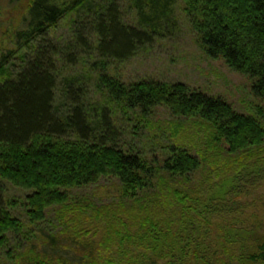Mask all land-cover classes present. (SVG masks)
Listing matches in <instances>:
<instances>
[{"label": "trees", "instance_id": "trees-1", "mask_svg": "<svg viewBox=\"0 0 264 264\" xmlns=\"http://www.w3.org/2000/svg\"><path fill=\"white\" fill-rule=\"evenodd\" d=\"M165 1L133 0L138 24L124 21L126 15L117 0H10V4L26 2L19 20L3 12L0 3V26L6 29L0 38V73L12 71L7 80H0V182L29 191L26 210L31 223L44 220L49 208L67 204L71 189L113 177L121 186L122 199L130 197L131 203H119L122 217L136 213L133 227L121 223L116 254L128 242L129 230L134 236L139 228L147 232L145 241L156 259L160 251L169 252V257L176 252L165 242L166 238L177 240L174 233L178 243L186 238L194 241L198 234L202 236L199 240L208 241L213 227L209 215L193 213L189 206L193 186L188 180L179 187V196L169 188L141 197L155 186V169L140 151L122 147V135L113 121L115 105L141 118L164 107L174 116L196 121L198 130L210 131L208 137L201 136V148L211 142L210 136L220 148L222 142L228 145L227 165L264 157V0H184L183 9L202 49L250 77L252 91L263 104L255 116L239 113L222 96L184 83L143 80L128 85L111 74L112 65L133 58L155 38L151 24L161 20L162 14L167 16ZM67 16L72 27L68 37L61 38L53 28ZM146 17H156L155 22ZM88 57L97 58L91 73L105 102L94 103L93 86L71 72ZM181 145L174 144L165 160L172 177L186 176L202 165ZM216 179L211 180L212 186L218 185ZM202 188L204 184L198 190ZM223 200L213 202L209 212L229 213ZM175 223V230L167 231ZM26 229L8 209L0 210V243L6 244L10 233L20 235ZM185 230L189 231L186 235ZM231 243L225 251L233 250ZM189 253L181 251L180 256L189 259ZM253 259L264 264V246ZM117 264H122L120 258Z\"/></svg>", "mask_w": 264, "mask_h": 264}, {"label": "rangeland", "instance_id": "rangeland-1", "mask_svg": "<svg viewBox=\"0 0 264 264\" xmlns=\"http://www.w3.org/2000/svg\"><path fill=\"white\" fill-rule=\"evenodd\" d=\"M117 1L126 15L124 21L138 24L133 0ZM0 3L3 12H11L17 20L27 8L26 2L10 4V0H0ZM165 3L169 5L168 9L166 5L167 16L162 14L161 20L151 24L155 38L143 45L133 58L112 65L111 74L128 85L143 80L184 83L209 95L222 96L239 113L255 116L263 104L252 91L250 77L232 70L225 60L210 57L202 49L183 10L184 0H168ZM146 18L151 22L156 17ZM71 27V17L67 16L53 31L61 38H67ZM5 31V27L0 26V38ZM96 59L88 57L84 64H78L71 72L93 86V102L101 103L105 102V95L97 89V79L91 73ZM9 75H12L11 70L0 73V80H7ZM113 116L114 124L122 135V147L140 151L155 169V186L141 193V197L169 188L173 195L179 196L178 190L182 189L179 187H183L188 180L193 186V198L189 201L193 213L202 211L203 216L209 215L213 233L208 241L199 240L202 237L200 234L194 241L186 238V242L179 243L175 233L177 240L166 238L168 241L165 242L176 251L173 255L178 254L173 258V264H257L253 256L259 254L264 246V157L245 158L235 166L227 165L229 158L225 149L229 147L225 142L221 146L225 153L212 142L214 138L211 136V142H206L201 148L203 137L210 134L209 129L198 130L196 121L174 116L164 107L157 108L149 117L141 118V115L121 110L115 105ZM174 144H182L189 153L199 158L201 168L186 176L172 177L164 165L172 154ZM255 156L259 157L257 153ZM215 177L219 183L212 186L211 180ZM176 181L181 184L176 185ZM0 184V210L8 209L27 227L20 235L10 233L6 244L0 243V264H48L50 261L53 264H117L119 258L122 264H154V261L171 264L173 255L169 257V252L164 254L160 251V259L154 258L145 241L147 232L140 228L135 230L134 236L129 230L130 238L122 244L121 254L115 253V245H121L117 240L121 223L133 227L136 213L128 212L122 217L119 203H131L130 197L122 199L121 186L113 177H104L98 183L71 189L68 203L49 208L45 219L38 223H31L27 215L26 196L29 191L4 180ZM200 184H204L203 191L198 190ZM231 195V198H226ZM222 199L229 213H210L209 206ZM180 202L184 203L181 197ZM177 204L179 207L178 201ZM178 209L180 212L181 209ZM165 217L162 218L166 220ZM176 227L177 223L167 231L173 232ZM188 232L185 230L184 234ZM148 240L154 245L152 238ZM231 241L233 250L225 251ZM195 242H199L204 249L193 244ZM181 251H192L190 258L180 256Z\"/></svg>", "mask_w": 264, "mask_h": 264}]
</instances>
